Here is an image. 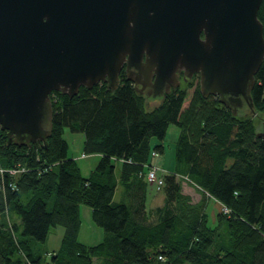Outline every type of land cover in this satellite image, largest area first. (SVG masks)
<instances>
[{
	"label": "trees",
	"instance_id": "obj_1",
	"mask_svg": "<svg viewBox=\"0 0 264 264\" xmlns=\"http://www.w3.org/2000/svg\"><path fill=\"white\" fill-rule=\"evenodd\" d=\"M259 19L264 25V0ZM186 93L180 87L152 105L123 72L114 92L100 84L73 98L52 93L46 145L9 146L0 130V169L19 170L0 174V264H264V140L255 125L264 117V63L250 117L246 110L234 116L200 88L185 110ZM171 125L180 129L176 172L158 175L164 202L148 208L150 160L164 152L163 145L152 150L151 140L164 141ZM66 129L85 136L86 156L101 157L89 177L68 155ZM182 178L200 203L183 193ZM212 202L222 210L212 214ZM81 205L105 232L96 246L79 241ZM57 227L62 245L49 252Z\"/></svg>",
	"mask_w": 264,
	"mask_h": 264
},
{
	"label": "water",
	"instance_id": "obj_2",
	"mask_svg": "<svg viewBox=\"0 0 264 264\" xmlns=\"http://www.w3.org/2000/svg\"><path fill=\"white\" fill-rule=\"evenodd\" d=\"M263 0H0V130L7 144H47L51 95L126 78L164 100L200 75L204 97L253 113L264 63ZM164 97V98H163ZM161 100V101H162ZM257 136L264 140V117Z\"/></svg>",
	"mask_w": 264,
	"mask_h": 264
},
{
	"label": "rangeland",
	"instance_id": "obj_3",
	"mask_svg": "<svg viewBox=\"0 0 264 264\" xmlns=\"http://www.w3.org/2000/svg\"><path fill=\"white\" fill-rule=\"evenodd\" d=\"M181 88L186 89L187 91V99L185 102L184 109L186 110L193 99V96L196 91L200 88V79L199 77H194L189 82H184L180 84ZM57 99V96H54ZM54 99V100H56ZM149 100V99H148ZM152 105H158L161 100H149ZM246 110V109H244ZM252 111L247 109L245 111V115L250 117L252 115ZM256 115V114H255ZM254 115V116H255ZM260 115H264L263 113ZM255 125L258 130L261 131L260 121L256 119ZM180 136V129L176 125H171L167 130V134L164 141H160L157 138H153L151 140V148L155 149L156 146L163 145L164 152L158 153V155L151 158L150 162L153 166L159 169L158 175H164L167 173H175L176 172V144ZM64 140L69 145L68 155L70 158H73L79 164L82 174L85 177H89L92 171L97 167L100 158L93 156H86L84 154V141L85 136L81 133H73L70 129H66L64 136ZM85 155V156H83ZM147 176V175H146ZM182 187L183 193L192 199L193 204H198L202 201V195L197 191L195 186H193L190 181L186 178H182ZM162 191L157 190L156 186L152 183H149L148 190V208H154L157 205L156 199L157 197H163ZM119 196L116 197V201H118ZM211 207L212 214H214V210L221 211V206L219 204L211 203L209 205ZM81 219H82V227L79 234V241L87 246H96L103 242L105 237V232L102 228L98 227L92 217V208L87 205H81ZM64 236V229L62 227H57L53 229L49 235L48 241L46 243V249L49 252H55L60 249L62 245V240Z\"/></svg>",
	"mask_w": 264,
	"mask_h": 264
},
{
	"label": "built area",
	"instance_id": "obj_4",
	"mask_svg": "<svg viewBox=\"0 0 264 264\" xmlns=\"http://www.w3.org/2000/svg\"><path fill=\"white\" fill-rule=\"evenodd\" d=\"M154 156L158 155L157 153L153 154ZM158 171L159 169L158 168H152L148 173H147V176H146V180L149 182V183H153L154 185L157 186L158 189H160V187H162L163 185V180L160 179L158 177ZM6 172L10 173L12 176H16L19 172V170H11V171H6V170H2L0 169V174L3 175V174H6Z\"/></svg>",
	"mask_w": 264,
	"mask_h": 264
},
{
	"label": "crops",
	"instance_id": "obj_5",
	"mask_svg": "<svg viewBox=\"0 0 264 264\" xmlns=\"http://www.w3.org/2000/svg\"><path fill=\"white\" fill-rule=\"evenodd\" d=\"M83 156H85V155H83ZM94 157L101 158V157L98 156V155H96V156H94ZM99 161H100V160H99ZM154 167H155V166H154ZM116 168H117V171L119 172L120 169H121V164H120V163L117 164V165H116ZM122 194H123V190H122V188L120 187V188L117 189V194H116V196H115V201H116V197H117V196H119L118 202L121 201V200L124 198V195H122ZM156 202H157V205H156L155 207L163 205L164 197H159V198L157 197Z\"/></svg>",
	"mask_w": 264,
	"mask_h": 264
},
{
	"label": "flooded vegetation",
	"instance_id": "obj_6",
	"mask_svg": "<svg viewBox=\"0 0 264 264\" xmlns=\"http://www.w3.org/2000/svg\"><path fill=\"white\" fill-rule=\"evenodd\" d=\"M123 72H124V74L126 75V72H125V69L123 70ZM123 72L121 73V75H120V80H121V76H122V74H123ZM179 76H180V81H181V83H182V80L184 81V82H188V81H190V80H192L194 77H199V79H200V75H194L191 79H187V81L185 80V78H184V72H181L180 74H179ZM101 85H106L107 86V84L106 83H100ZM99 84V85H100ZM121 85V84H120ZM180 88V86L176 89V91L178 90ZM164 98V97H163ZM160 100H162V97H161V99Z\"/></svg>",
	"mask_w": 264,
	"mask_h": 264
}]
</instances>
